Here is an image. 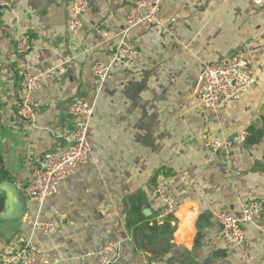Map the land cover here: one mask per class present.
<instances>
[{
    "label": "crops",
    "instance_id": "crops-1",
    "mask_svg": "<svg viewBox=\"0 0 264 264\" xmlns=\"http://www.w3.org/2000/svg\"><path fill=\"white\" fill-rule=\"evenodd\" d=\"M71 1L12 0L0 8V156L4 180L27 206L22 220L0 222V262L30 243L49 264H100L96 251L112 242L117 264H264V9L252 0H161L158 25L144 29L127 22L135 0H88L73 34ZM22 37L31 49L19 55ZM123 40L139 52L131 65L114 56ZM236 52L248 56L254 85L210 115L197 103V81L205 66ZM96 64L109 66L104 81L92 72ZM24 72L40 82L29 121L17 116ZM76 99L92 109L77 118L88 127V160L51 196L32 198L34 159L52 150L55 130L67 131ZM241 132L247 142L228 153L203 147L208 137ZM158 188L178 205L162 221ZM249 200L260 203V219L244 229L241 245H230L215 215H236ZM166 221L170 236L147 229ZM34 222L54 231L38 233Z\"/></svg>",
    "mask_w": 264,
    "mask_h": 264
},
{
    "label": "built area",
    "instance_id": "built-area-1",
    "mask_svg": "<svg viewBox=\"0 0 264 264\" xmlns=\"http://www.w3.org/2000/svg\"><path fill=\"white\" fill-rule=\"evenodd\" d=\"M12 0H0V7H8ZM256 10L264 9V0H252ZM88 0H72L67 21V30L77 33L83 25V15L87 9ZM161 0H135L129 6L127 22L129 26H140L144 29L155 27L159 23ZM31 47L26 37L16 42V52L24 55ZM138 50L129 42L123 40L115 50V59L131 65L138 57ZM93 74L104 81L109 74V66L96 64L92 67ZM253 71L248 56L243 52L232 54L225 62L207 65L203 68L196 84V100L198 105L208 114L215 116L219 108L227 103L238 101L242 95L254 85ZM20 87L25 95L18 103L17 116L29 121L34 117V94L40 88L39 77L29 72L21 76ZM91 107L83 100L76 99L67 107L70 124L67 131L55 130L53 136L56 143L51 151L34 159L33 179L28 186L27 194L37 199L51 196L59 183L67 177L78 165L88 160L90 147L87 140L88 127L85 121H79L80 116L89 117ZM247 138L241 132L231 139L208 137L203 147L211 153H228L233 147L244 145ZM156 194L163 202L159 213L160 221L172 218L178 205L166 189H156ZM262 208L259 202L249 200L240 206L238 214L219 212L215 220L221 226V235L230 245H241L244 242V229L255 224L261 216ZM34 229L41 234H50L54 225L34 222ZM95 255L100 264H117L119 259L118 246L112 242L100 247ZM0 264H49L43 258L41 251L33 244L25 243L10 251L1 259ZM145 264H165L160 260H148Z\"/></svg>",
    "mask_w": 264,
    "mask_h": 264
},
{
    "label": "water",
    "instance_id": "water-1",
    "mask_svg": "<svg viewBox=\"0 0 264 264\" xmlns=\"http://www.w3.org/2000/svg\"><path fill=\"white\" fill-rule=\"evenodd\" d=\"M0 193L4 195V211L0 213V222L22 220L27 207L23 192L13 182L4 180L0 182Z\"/></svg>",
    "mask_w": 264,
    "mask_h": 264
},
{
    "label": "trees",
    "instance_id": "trees-1",
    "mask_svg": "<svg viewBox=\"0 0 264 264\" xmlns=\"http://www.w3.org/2000/svg\"><path fill=\"white\" fill-rule=\"evenodd\" d=\"M252 140H253V138H252ZM246 142H247V140H246ZM253 142L254 141H250V143H253ZM3 167H4L3 166V161H2V158L0 156V182L2 180L4 181V179H6V176H7V173H6V171L4 170ZM147 229L150 230V231H156L157 234L159 235V237H161V238H163L165 236H168V235L170 236L171 233H172V230H173V228L170 226L169 221H166V222L162 223V225L160 227H158L157 225H152L151 227H147ZM198 239L199 238H196V244L198 243ZM154 256L157 257V254L154 253Z\"/></svg>",
    "mask_w": 264,
    "mask_h": 264
}]
</instances>
